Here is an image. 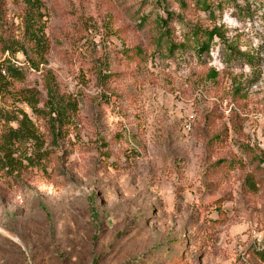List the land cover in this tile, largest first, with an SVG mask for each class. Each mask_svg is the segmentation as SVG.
<instances>
[{
  "label": "rangeland",
  "instance_id": "374dc122",
  "mask_svg": "<svg viewBox=\"0 0 264 264\" xmlns=\"http://www.w3.org/2000/svg\"><path fill=\"white\" fill-rule=\"evenodd\" d=\"M208 3L0 0V63L23 76L5 106L44 153L0 171V264H264V0ZM48 78L75 106L57 139L15 95L44 110Z\"/></svg>",
  "mask_w": 264,
  "mask_h": 264
},
{
  "label": "trees",
  "instance_id": "16d2710c",
  "mask_svg": "<svg viewBox=\"0 0 264 264\" xmlns=\"http://www.w3.org/2000/svg\"><path fill=\"white\" fill-rule=\"evenodd\" d=\"M195 3L203 9L210 10L208 0H195ZM27 25L26 30L33 43L31 53L34 57L30 58L29 61L32 67L37 70L39 64L44 61L46 53L44 38L42 32L35 29L36 24L28 23ZM191 38L195 42L194 48L198 56L207 53L215 39L224 42L220 30L216 27L211 30L195 28L191 32ZM170 47V50L175 51L177 47L183 46L172 45ZM226 48L229 49V46ZM246 59L249 63L252 62V57L248 58L247 56ZM36 60L38 62H35ZM46 74H50L49 71ZM22 79L23 76L19 69L10 64L0 63V171L10 175L19 173L22 169L39 167L44 157V153H41L43 142L34 123L23 111L9 110L5 106L6 97L12 95L10 87L13 82ZM48 79L45 84L48 99L45 102L44 110L37 108L40 100L38 93L34 90H18L15 95L19 96L18 101L31 109L37 119H43L47 122L53 139H57L61 134V129L68 122V113L74 111L75 106H69V102H65L62 97L58 98L55 88L51 85L53 79L52 81L50 78ZM12 123L16 125V128L10 126ZM260 256L264 260V240L263 251Z\"/></svg>",
  "mask_w": 264,
  "mask_h": 264
}]
</instances>
